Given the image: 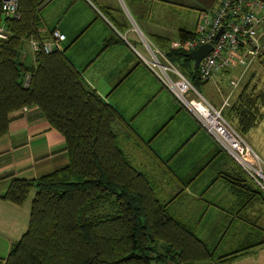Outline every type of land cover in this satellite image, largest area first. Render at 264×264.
<instances>
[{
    "label": "trees",
    "instance_id": "16d2710c",
    "mask_svg": "<svg viewBox=\"0 0 264 264\" xmlns=\"http://www.w3.org/2000/svg\"><path fill=\"white\" fill-rule=\"evenodd\" d=\"M44 3L18 0L20 18L2 20L11 35L0 45V136L7 133L9 113L36 106L63 136L68 163L35 180L13 179L0 196L22 205L34 190L27 231L0 264H229L264 247V229L249 222L255 239L218 254L194 233L202 214L180 209L181 192L162 202L156 178L133 165L127 147L136 144L132 130L85 84L63 49L35 53L33 67L20 61L22 40L36 35ZM182 33L181 40L194 35ZM152 43L196 90L207 83L195 64L190 69L186 52L170 49L160 38ZM263 105L264 95L241 94L221 116L245 139L262 120ZM220 178L241 205L264 202V192L238 166ZM200 204L189 206L197 210Z\"/></svg>",
    "mask_w": 264,
    "mask_h": 264
},
{
    "label": "crops",
    "instance_id": "0c3cea01",
    "mask_svg": "<svg viewBox=\"0 0 264 264\" xmlns=\"http://www.w3.org/2000/svg\"><path fill=\"white\" fill-rule=\"evenodd\" d=\"M216 2L217 0H45L38 13L40 28L34 37L23 39L22 44L26 43L31 50V40L49 41L53 30L65 35L61 47L85 84L114 108L132 130L136 144L133 143V146L129 142L127 145L130 146L127 147L132 150L137 168L146 171L151 178H156L162 202H167L170 196L181 192L185 201L180 203V209L197 217L202 214L193 228L194 233L211 248H215L218 254H224L245 244L250 238L255 239L249 222L264 229L260 225L264 216V202L252 201L248 205H241L231 193L230 184L220 178L222 175L234 174L238 164L225 152L228 157H221L218 153L221 150L219 144L189 111L174 100L147 67L145 70L153 76L149 89L155 90L156 94L162 90L168 91L161 97L168 115L154 129L150 140H145L107 100L133 78L142 62L134 60L132 50L135 48L128 38L137 42L138 33L139 37H145L149 41L160 38L171 46L172 42L180 39L182 32L194 33L199 23V14L213 10ZM190 13H193V18L185 23L184 16ZM170 14L174 15L172 22L167 18ZM154 16H158L155 23L152 21ZM31 53V64L26 65L27 55L23 62L20 51V61L26 67L35 65L32 50ZM232 60L233 67L218 72L212 81L214 86L225 93V97L240 88L228 106L241 94L261 98L264 95V58L254 61L247 69L235 63L234 58ZM91 71H100L98 73L104 75L105 82L110 86L106 96L101 95L88 81L87 75ZM148 71L143 78L144 82L148 79ZM227 79L229 84L232 80H237V87L226 86ZM154 98L151 96L149 102ZM218 105L221 107L222 102ZM260 109L262 120L245 136V141L254 144L259 153L264 151V105ZM175 119L178 120L177 127L193 129V132L171 153L164 158L160 157L150 144ZM8 122L7 133L0 136V196L6 192L13 179L35 180L68 163L63 136L50 126L38 107L26 106L12 111L8 115ZM206 141H209L207 146ZM136 157H139L138 161ZM143 161L147 164L144 165ZM141 166H147V170L141 169ZM166 166L171 172L165 170ZM33 195L34 190H31L22 205L0 198V258H6L13 245L27 231ZM195 201H199L201 207L192 210L194 207L189 205ZM229 264H264V247Z\"/></svg>",
    "mask_w": 264,
    "mask_h": 264
},
{
    "label": "built area",
    "instance_id": "2783aa9c",
    "mask_svg": "<svg viewBox=\"0 0 264 264\" xmlns=\"http://www.w3.org/2000/svg\"><path fill=\"white\" fill-rule=\"evenodd\" d=\"M216 3L213 10L199 14V23L192 37L171 43V49L186 53L196 50L201 45H211V51L197 67L200 80L207 82L213 80L218 72L233 67V58L235 63L244 69L254 61L264 58V0H217ZM0 17L1 45L11 35L2 21L3 18H20L18 0H0ZM64 41L65 35L55 30L49 41L31 40L30 46L34 54L40 51L50 54L55 50L61 51V44ZM141 42L150 58L137 54L148 70L158 76L161 85L171 93L174 100L198 120L206 132L264 192V163L260 157L233 126L223 119L221 111L214 110L200 97L207 105L205 110L208 116L203 115L196 107V104L202 105V102L195 100L194 97L199 94L191 82L165 58L152 41L141 37ZM152 51L164 66L152 62ZM154 69H157L159 74ZM28 80L29 76L25 78L24 86H27ZM230 85L233 88L237 87V80H232Z\"/></svg>",
    "mask_w": 264,
    "mask_h": 264
},
{
    "label": "rangeland",
    "instance_id": "374dc122",
    "mask_svg": "<svg viewBox=\"0 0 264 264\" xmlns=\"http://www.w3.org/2000/svg\"><path fill=\"white\" fill-rule=\"evenodd\" d=\"M176 8V7H175ZM172 11V10H171ZM188 12V9H187ZM158 16H154L152 21L154 23L156 22V18ZM182 17V14H181ZM167 18L169 21L172 22L174 15H167ZM193 18V13H190L186 16H184L185 23H187L189 20L191 21ZM191 24V22H190ZM138 41L132 42L131 38H128L130 40L131 45L135 48L132 52L134 54V60H138L140 63L139 56L137 53L142 54L143 56H146L150 58L148 53L145 51L143 44L140 40L141 37H139L138 33ZM145 38V37H144ZM146 39V38H145ZM152 41V40H151ZM137 52V53H136ZM22 61L24 62V58L27 55V59L25 61L26 65L31 64V58L32 53L30 48H28V45L26 43L22 44ZM152 62H156L160 64L161 66H164L158 57H156V53H153L152 51ZM193 61L191 62V70H193ZM179 65V63H178ZM146 66L143 62L140 63L139 67L135 70L133 74V78L128 80V82H125L115 93L111 94L107 100L117 108V110L122 114V116L128 121V123L133 126V128L145 139L150 140L151 134L154 133V129L160 125L165 118L168 115V111L164 107L163 100L161 97L165 96V94L168 92L167 90H162L161 93L156 94L155 90L149 89L150 80H152V74L158 79V76L155 73H150L148 70V79L146 82H144L143 78L146 74L145 70ZM102 69V67H100ZM147 69V68H146ZM162 71V67L160 68ZM154 71L159 74V71L157 69H154ZM182 71L186 75L188 74V67L183 66ZM100 72V71H98ZM96 71H91L89 75H87V79L90 82V84L99 91V93L103 96H106L110 91V86L105 82L104 75H100ZM86 77V76H85ZM213 80L207 82L205 85H202L198 87V94L199 96H195V100H198L202 102V105L204 107H207V105L201 100L203 98L214 110L216 111H222L223 108L227 107L232 100L237 95L236 93L239 91L236 89L232 93L230 92L227 97H225V93H222L218 86H214L212 83ZM161 84V82H160ZM156 85V84H155ZM226 86L230 87L228 79L225 83ZM157 86V85H156ZM157 95V97H156ZM155 97L154 100L150 101V98ZM201 97V98H200ZM225 97V98H224ZM161 99V101H160ZM158 102H155L157 101ZM222 102V106L220 107L217 104ZM185 108L184 106H182ZM143 108V109H142ZM186 109V108H185ZM209 109V108H208ZM187 110V109H186ZM188 111V110H187ZM178 120L175 119L171 122V124L168 126L166 131L156 138H154L151 142V148L160 156L165 157L167 154L171 153L180 143H182L186 138H188L191 133L193 132V129H188L186 127H177ZM233 126V125H231ZM234 127V126H233ZM235 128V127H234ZM248 146L260 157L262 162L264 163V151H259L256 149V146L254 144H251L247 142ZM209 145V141H206L205 146ZM203 147V145H202ZM136 160H139V157H136ZM144 165H146V162H142ZM133 165L135 167L136 164L133 162ZM141 169H146V167H140ZM264 173V168H263ZM262 173V174H263ZM264 181V180H263ZM261 219L260 225L264 227V216Z\"/></svg>",
    "mask_w": 264,
    "mask_h": 264
},
{
    "label": "water",
    "instance_id": "95a60500",
    "mask_svg": "<svg viewBox=\"0 0 264 264\" xmlns=\"http://www.w3.org/2000/svg\"><path fill=\"white\" fill-rule=\"evenodd\" d=\"M221 31L222 29L220 30V32ZM220 32L218 33V35L220 34ZM211 48V45H201L196 50L187 53V57L194 62L195 67L197 68L199 62L211 51Z\"/></svg>",
    "mask_w": 264,
    "mask_h": 264
},
{
    "label": "bare ground",
    "instance_id": "6f19581e",
    "mask_svg": "<svg viewBox=\"0 0 264 264\" xmlns=\"http://www.w3.org/2000/svg\"><path fill=\"white\" fill-rule=\"evenodd\" d=\"M196 107H197V109L203 114V115H205V116H208V113L206 112V110H205V107L203 106V105H201V104H196Z\"/></svg>",
    "mask_w": 264,
    "mask_h": 264
}]
</instances>
